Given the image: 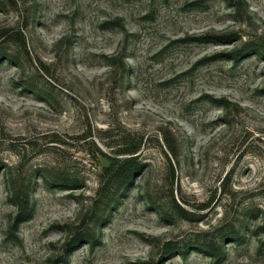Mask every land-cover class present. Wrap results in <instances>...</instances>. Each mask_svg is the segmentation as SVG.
<instances>
[{
    "label": "rangeland",
    "instance_id": "obj_1",
    "mask_svg": "<svg viewBox=\"0 0 264 264\" xmlns=\"http://www.w3.org/2000/svg\"><path fill=\"white\" fill-rule=\"evenodd\" d=\"M0 264H264V0H0Z\"/></svg>",
    "mask_w": 264,
    "mask_h": 264
},
{
    "label": "trees",
    "instance_id": "obj_2",
    "mask_svg": "<svg viewBox=\"0 0 264 264\" xmlns=\"http://www.w3.org/2000/svg\"><path fill=\"white\" fill-rule=\"evenodd\" d=\"M114 149L112 150L114 158L112 162L105 168L104 174L109 176V181L105 183L100 182V188L98 195H103L107 189L110 188L112 182L124 183L126 182L133 173L134 160L136 155L140 151V146L133 140H130L128 136L120 137L116 142H114ZM21 216H26V211L22 208ZM20 216V218H21Z\"/></svg>",
    "mask_w": 264,
    "mask_h": 264
}]
</instances>
